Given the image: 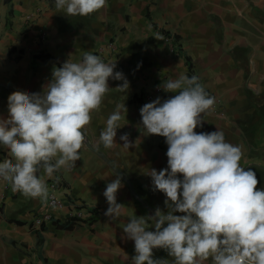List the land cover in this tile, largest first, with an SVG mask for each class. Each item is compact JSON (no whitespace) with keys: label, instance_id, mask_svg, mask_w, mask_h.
Instances as JSON below:
<instances>
[{"label":"crops","instance_id":"0c3cea01","mask_svg":"<svg viewBox=\"0 0 264 264\" xmlns=\"http://www.w3.org/2000/svg\"><path fill=\"white\" fill-rule=\"evenodd\" d=\"M178 45L191 57L192 74L215 97L203 127L194 131H223L227 142L242 148L241 166L256 173L257 189H264V0H106L104 8L86 17L58 12L55 0H0V117L8 116L12 92H42L57 62L80 61L85 51H97L105 62L116 60L115 71L123 72L129 88L121 92L115 88L122 81L109 80L112 89L91 113L86 142L128 177L149 206L166 212V196L153 190L149 174L167 167L168 146L164 137L143 133L140 109L157 97L174 95L159 87L164 80L187 76ZM38 53L54 59L35 57ZM122 104L127 112L117 129V145L105 148L100 133ZM253 115L260 120L257 131ZM124 133L135 147L122 146ZM80 154L75 168L54 174L60 177L54 193L61 209L13 192L0 178V264H133L134 241L122 238V228L129 217L153 213L119 174L123 186L117 203L124 207L120 218L110 221L103 193L118 173L86 144ZM0 157L10 158L2 146ZM91 207L97 212L89 217ZM43 213L52 216L33 226V218ZM53 219L74 224L64 228ZM154 257L171 260L163 249H154Z\"/></svg>","mask_w":264,"mask_h":264},{"label":"clouds","instance_id":"9594fccd","mask_svg":"<svg viewBox=\"0 0 264 264\" xmlns=\"http://www.w3.org/2000/svg\"><path fill=\"white\" fill-rule=\"evenodd\" d=\"M105 4L55 0L56 10L66 16L86 17ZM116 67V60L105 62L85 51L82 60L69 58L54 67L42 92L17 90L8 96V116L0 117V146L10 158L0 162V178L13 192L48 202L47 180L59 183L54 174L81 160L86 126L112 89L109 80L122 81L115 88L121 92L129 88ZM159 87L174 95L144 104L140 116L143 133L164 137L168 146L167 167L149 174L153 190L166 196L167 211L157 207L152 215L128 218L122 238L134 241L133 264H264V189H257L256 173L241 166L242 148L227 142L223 131H194L203 127L215 97L195 75L167 79ZM124 112L125 105H117L108 116L100 133L105 148L117 145ZM120 140L125 149L136 146L129 133ZM122 186L116 174L103 193L110 221L121 216L124 205L117 203V193ZM154 249L165 250L171 260L155 258Z\"/></svg>","mask_w":264,"mask_h":264},{"label":"trees","instance_id":"16d2710c","mask_svg":"<svg viewBox=\"0 0 264 264\" xmlns=\"http://www.w3.org/2000/svg\"><path fill=\"white\" fill-rule=\"evenodd\" d=\"M9 15H10V11H9V13H8ZM162 32V34H164L165 36H170V34L168 33V31H166V30H164V31H161ZM173 37L175 38L174 40H177L178 38L177 37H175L174 35H173ZM177 52L180 54V55H182L183 57H184V60H185V63H186V67H187V76L189 77V78H191L192 76H193V74H192V67H193V64H192V61H191V57L185 52V51H183V49H182V47L180 46V45H178V47H177ZM93 54H95V55H98V52L97 51H94L93 52ZM35 57H38V58H50V59H54L53 57H52V55H50L49 53H44V54H36V55H34ZM83 57V56H82ZM103 59V58H102ZM57 65H58V67L59 66H61V63H59V62H57ZM160 138H161V136H160ZM89 210L90 211H92L93 213H96L97 212V209H96V207H91V208H89ZM54 224H57V226H60V227H64V228H71L72 227V225L74 224V222H72V221H64V223L63 224H60L59 223V221L57 220V219H53V221H52ZM16 223H18V224H21V221H16Z\"/></svg>","mask_w":264,"mask_h":264},{"label":"built area","instance_id":"2783aa9c","mask_svg":"<svg viewBox=\"0 0 264 264\" xmlns=\"http://www.w3.org/2000/svg\"><path fill=\"white\" fill-rule=\"evenodd\" d=\"M36 13V12H35ZM34 15L33 13L31 15H29L30 17ZM109 48H111V45L108 46ZM102 58V57H101ZM4 159H7L5 157H0V162H2ZM49 185V188L51 189L50 193H49V200H48V207H52L53 209H61V204H60V201L58 199V197L55 195L54 191L55 189H57L58 185L57 183L55 182V180L53 179L52 181H50L48 183ZM87 210V209H86ZM88 213L90 214L89 217L91 215H94L96 213H93L92 211L90 210H87ZM52 216V214L50 213H43V214H39L37 216H35L33 218V221H32V225L33 226H40L41 223L44 221V220H47V219H50ZM80 219V217H79Z\"/></svg>","mask_w":264,"mask_h":264},{"label":"water","instance_id":"95a60500","mask_svg":"<svg viewBox=\"0 0 264 264\" xmlns=\"http://www.w3.org/2000/svg\"><path fill=\"white\" fill-rule=\"evenodd\" d=\"M86 145L90 148V149H92L97 155H99L104 161H106L109 165H110V167L116 172V173H118V174H120L119 173V171H118V169H117V167L108 159V157L103 153V152H101V151H99L98 149H95V148H92V146L90 145V143L89 142H86ZM122 177H123V179H124V181L126 182V184L128 185V188H129V190H130V192H131V194L143 205V206H145L149 211H151L153 214H154V212H155V210L151 207V206H149L136 192H135V190L133 189V187H132V184H131V182H130V180L128 179V177L127 176H125V175H122V174H120ZM151 230H153L154 231V229H151Z\"/></svg>","mask_w":264,"mask_h":264},{"label":"rangeland","instance_id":"374dc122","mask_svg":"<svg viewBox=\"0 0 264 264\" xmlns=\"http://www.w3.org/2000/svg\"><path fill=\"white\" fill-rule=\"evenodd\" d=\"M109 42H111V40L109 39L108 41H107V43H109ZM216 101L218 102V101H220V99H216ZM258 118H257V116L256 115H253V116H251V118H250V121H251V123H252V129H253V131H257V127H258V123L260 122V120H257ZM262 123V122H261ZM261 128L263 129V126H261ZM263 182H262V184H264V180H262ZM260 183V182H259Z\"/></svg>","mask_w":264,"mask_h":264}]
</instances>
